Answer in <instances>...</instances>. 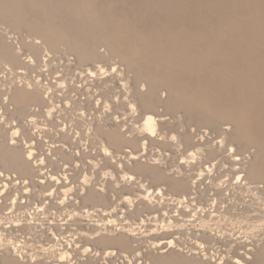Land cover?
<instances>
[{
  "label": "bare ground",
  "instance_id": "1",
  "mask_svg": "<svg viewBox=\"0 0 264 264\" xmlns=\"http://www.w3.org/2000/svg\"><path fill=\"white\" fill-rule=\"evenodd\" d=\"M22 1L0 0V22L7 25L0 29V208L6 205L5 212L0 210V264H264V243L258 250L249 247L241 254L210 247L222 234L225 237V233L235 235L264 226V168L255 155L257 159L246 169L235 153V143H228L231 134V139L242 142L245 149L256 144L244 117L228 114L203 97L181 92L160 75L140 72L139 50L121 53L100 26L89 0H65L67 12H56L50 16L54 21L46 22L30 19ZM60 16L68 19L65 25L60 23ZM23 25L41 41L13 37L11 31ZM102 46L105 51L100 50ZM25 50L29 51L26 57ZM60 50L74 52L81 64L108 55L121 56L127 67L138 72L131 90L134 100L124 103L121 97L105 98L104 112H91L97 108L90 105L95 90L105 94L117 87L113 84L116 77L115 81L98 77L99 71H108L99 65L97 69H83L90 84L85 97H71L68 105H61L63 94L74 88V80L68 77L69 67L56 70V59H50ZM53 70L56 76L49 77ZM164 89L166 98L161 97ZM137 101L145 111L141 118L128 123L129 116L139 114ZM161 104L174 111L184 108L194 116L196 111L206 124L223 125L227 119L233 126H221L216 145L208 140V130L197 140L185 129L166 133L163 129L171 122L152 111ZM117 108L124 112H110ZM149 116L152 122L146 123ZM226 146L231 150L230 162L220 152ZM172 149L183 151L180 162L170 164L178 154ZM65 158L72 159V168ZM227 162L230 170L226 169ZM54 165L61 167L53 170ZM231 188L253 193L257 200V206L252 205L254 215L240 202L234 211L226 205L223 210L218 207ZM202 196L209 197L211 208L201 203ZM142 207L151 209L147 216L137 221L128 218ZM185 211L193 212L190 218L184 216ZM258 216L261 218L253 221ZM187 224L198 226L193 228L197 249L190 246L186 250L187 241L174 235ZM214 225L219 226L218 233ZM149 235L155 239L148 240L147 250L142 243ZM235 241L243 246L242 240Z\"/></svg>",
  "mask_w": 264,
  "mask_h": 264
},
{
  "label": "rangeland",
  "instance_id": "2",
  "mask_svg": "<svg viewBox=\"0 0 264 264\" xmlns=\"http://www.w3.org/2000/svg\"><path fill=\"white\" fill-rule=\"evenodd\" d=\"M64 1L65 0H23L22 2L24 3L23 10L29 14L28 16L30 19L35 22H46L51 18L50 16L56 12L59 14L67 12ZM89 1L91 4L90 9L93 13L95 12L97 20L101 23L100 26L105 30L106 34L111 37V41L114 42V45L121 51V53L127 55L128 53H131V50H139L137 63L140 66V72L145 75H150V73L151 75H160V78L164 79L165 82H168L175 89L181 92L194 95L198 98L203 97L207 99L210 105H216L219 109L221 108L222 110L227 111L228 114L243 116L247 128L250 130L251 135L256 139V144L251 147L249 146L248 149H245L242 142H240L242 143L240 144L238 141L231 139V134L229 135L228 139L230 142L228 140V143H235L233 145L235 149L237 148V152L235 151V153H239L238 155L243 160L241 163L244 167L246 166V169L256 157L258 158H256L257 162H259L258 164L264 168V0ZM48 2L51 3L47 4ZM48 5L50 6L48 7ZM58 19L61 24L64 22L63 25L66 24L65 21H68L67 18L63 20L61 16ZM50 20L54 21L53 19ZM6 26V24L0 22L1 30L5 29ZM26 27L27 26H24L22 28L21 26L20 29H13L16 31H11L12 36H15L16 39L20 40L27 39L26 41H41L39 35L32 33L28 27L25 29ZM11 29L12 28H10V30ZM105 49L106 48L103 46L100 48L101 51H105ZM27 54L29 55V51L25 50L24 57H26ZM54 55L58 59L60 57L62 59L57 60ZM53 58L56 59L54 64L56 63L60 66L58 67L55 64L56 70H63L65 68L64 65L69 67L68 72L71 71L72 76L70 75L71 73L67 72L69 74L68 77H72L74 80L71 81L74 88L71 89V91H68L67 94H63V101L59 102L61 105H68L66 102L71 101V97L74 99H78V97H85V94L83 95V93H86L90 84H88L87 81L89 77L87 75V71L84 70L88 67L98 68L99 65H103L108 71L104 74H100L101 71H99L98 77L107 76L106 78L108 79H114L116 77L115 79L117 83L113 82V84H116L117 87L105 94H103L101 89L95 90L96 92L91 97L92 101H90V105H97L96 107L99 110L95 108V111L93 110L91 112H94L95 115L103 113L106 109L104 106L106 100L105 98L114 100V98L116 99L121 97L120 100H124V103L129 102L130 99L134 100V96H131L134 92L131 90L134 91L133 88L136 85L135 72H138L136 70L134 71V69L130 67H127L129 65L125 60H122L121 56H117V54H115V56L108 55L99 59L97 62L88 60V63L86 61L84 64H81L79 60H77L78 63L76 62V59L78 58L77 55L75 57L74 52L71 54V52L68 53L64 50H60L50 55V59L52 60ZM116 68H118V73ZM113 69L116 70L113 71ZM54 71L55 70L51 72L52 75L50 74L48 76H56ZM35 75L36 72H32V76ZM121 85L122 87H120ZM144 88L146 89V87ZM165 90L166 89L161 90V97L163 98H166V94L168 95L167 90ZM115 92L118 93V97L114 96ZM85 101H87V99ZM140 104L141 103L139 101L137 103V106L139 107V114L137 113L136 117L129 116L128 123H131L134 118H141L145 109H142L143 105L141 106ZM69 105L76 104L70 102ZM87 105L89 104L87 103ZM127 105L129 104L127 103ZM180 109L174 111L172 109H168L166 105L161 104L157 110L152 111H157L154 112L156 114H163V117L167 119V122H171V124L166 125L167 127H164V132L168 133L172 131V133H176V130L179 131L185 129L192 131L195 134V140H197V138L200 139L203 131L208 130L209 134L207 136L209 139L208 137L207 139L210 140L213 145H216V143L220 140L217 136H219L218 134L220 133L219 129H221V126L223 128L233 126L230 120L227 119L223 125L212 124L211 122L206 124L207 122L204 123L203 121L205 120H202L201 116L198 115L196 111H194L195 116L194 114H191V116L190 112L187 113L184 108ZM73 110L77 112L76 109ZM117 110H119V108L115 110L111 109L110 112L112 113ZM183 110L189 115H186ZM119 112L124 111L119 110ZM188 116L191 117L189 118ZM196 117L199 118V121ZM227 121H229L230 124ZM200 122H203L204 124L202 123L199 125ZM214 125H217L218 127L216 128ZM59 127L61 126L56 128ZM260 146L263 148V151L260 149ZM155 147L156 146L150 147V154H152ZM168 149L169 150H167V152H169L171 148ZM223 150L224 151L220 150V152H222L221 155L227 159L226 161L230 162L232 158L230 156V147L226 146ZM259 150V153L262 154H259L258 157L257 153ZM171 151L174 153L178 152L175 151V149H172ZM181 152L183 151H179L176 157L170 159V164L181 161V156L179 155ZM226 156H228V158ZM220 157L221 156H219V158ZM65 159V162L69 161L66 165L69 168H72L74 163L72 162V159ZM229 165L230 163L226 164V169L229 168L228 170H230L231 167V165ZM54 166L53 170H59L61 167L59 165H57V168L56 165ZM5 170L11 171L6 168ZM224 178L226 177H223V179ZM231 181L232 180L230 179L228 182ZM149 184L156 185L151 182ZM120 191L118 192L119 195L122 193H120ZM211 192H214V190ZM229 194L226 201L224 200V202H219L218 207L220 209H224V206L226 205L227 209L230 208L231 211H234L236 210L237 204L240 205V203H244L243 205L245 206V209L250 212L249 214L254 215L256 213V211L253 210L252 205L254 203V206H257V200H254L255 197L252 192L250 193L247 190L245 192V190L242 191L239 188H231ZM207 197L208 196H202L200 199L201 203L204 202L208 209V207L211 208V202L206 199ZM239 199L241 201H239ZM5 207L6 205L3 203L0 210ZM2 211L5 212L6 210L4 209ZM149 211H151V209L142 207L140 212H133L128 218H131L133 221H137L140 216H147ZM185 212L184 216L187 218H190L189 216L193 213L190 211ZM260 218L261 217L259 216L256 218L254 217L253 221ZM194 223L198 224V222ZM194 226L195 225L193 224H187L185 230H175V236L180 235L183 241H187L188 245H184L186 250L191 247L195 249L198 248L197 245H195L196 235L194 232V229L196 230L198 226ZM188 227L192 228V231ZM215 227H217V230L215 229V231L218 233L217 231H219V226L214 225V228ZM247 232H237L235 235L225 233V237L222 234V237L219 236L221 239L219 238L218 240H215L210 247H213L214 251H219L221 249L223 252H226L228 249H232L234 251L238 250L240 254L241 252H244L245 249L249 250V247H253L251 251L256 249L258 250V248H260V246L264 243V226L260 227L258 230H248ZM145 239L146 240L142 243V246L148 250V240L155 238L153 235H149L145 237ZM235 239L242 240L243 246H239V243L236 242ZM215 242L217 243L214 244ZM117 249L119 250V248ZM257 264L259 263L257 262Z\"/></svg>",
  "mask_w": 264,
  "mask_h": 264
},
{
  "label": "snow or ice",
  "instance_id": "3",
  "mask_svg": "<svg viewBox=\"0 0 264 264\" xmlns=\"http://www.w3.org/2000/svg\"><path fill=\"white\" fill-rule=\"evenodd\" d=\"M113 71H115V69H113ZM151 122H152V117L149 116V117H148V120L146 121V123H151ZM147 130L150 131L153 135L156 134V133H155V130L152 129V128H148Z\"/></svg>",
  "mask_w": 264,
  "mask_h": 264
},
{
  "label": "built area",
  "instance_id": "4",
  "mask_svg": "<svg viewBox=\"0 0 264 264\" xmlns=\"http://www.w3.org/2000/svg\"><path fill=\"white\" fill-rule=\"evenodd\" d=\"M45 222H46V225H48V227H49L50 224H48V222L46 220H45ZM50 223H51V221H50ZM42 229H44V228H42Z\"/></svg>",
  "mask_w": 264,
  "mask_h": 264
}]
</instances>
